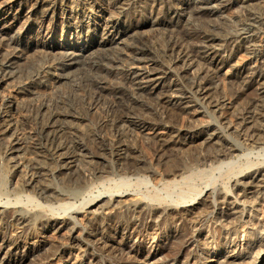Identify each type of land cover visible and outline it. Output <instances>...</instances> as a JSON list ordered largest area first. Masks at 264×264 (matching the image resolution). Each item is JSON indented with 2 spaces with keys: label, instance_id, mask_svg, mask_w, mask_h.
<instances>
[{
  "label": "bare ground",
  "instance_id": "1",
  "mask_svg": "<svg viewBox=\"0 0 264 264\" xmlns=\"http://www.w3.org/2000/svg\"><path fill=\"white\" fill-rule=\"evenodd\" d=\"M27 1L0 0V81L15 78L18 91L32 92L35 83L41 82L38 79L42 72L49 78L71 80L76 75L75 71L79 70V80L90 89L92 103L106 102L105 109L109 115L107 119L113 137L100 140L97 149L93 148V151L87 150L81 141H61L58 134L63 130L65 118L74 115V109L66 100L57 103L53 110L44 108L42 116L47 120L42 126V137L48 140L49 145H40L38 141L26 145L32 156L25 164L27 175L20 183L30 188L37 197L48 200L56 199L59 193L51 184L46 183L43 177L45 166L48 168L51 162L53 171L59 172L61 176L65 172L70 178L77 179L84 172L79 165L80 161L89 163L84 170L90 169L92 174H101L107 172L105 164L102 163L107 157L115 160L121 173H139L144 166H138L140 158L137 159L136 149L124 142V138L130 129L142 128L151 120L169 122L164 125L163 132H155L150 137L152 152L162 154L161 152L174 145L190 146L200 137V144L217 142L216 146L213 145L212 152L209 149L204 151L211 153L213 161L211 160L209 167L218 172L220 178L234 179H231V184L226 182L218 189L213 187L214 184H206L199 190H181L176 197L170 196L166 200H162L155 192L149 197L133 200L118 210L119 201L112 199V196L125 193L124 189H128L133 178L141 177L142 174L135 175L132 180L123 177L110 178L109 182L113 187H110L112 193L109 198H95L92 203H106L108 207H112L105 214L88 209L85 226L82 225V234H69V237L65 238L66 241L58 245L40 239V245L32 243L25 246L28 235L24 230L28 225L34 226L38 222L42 226L65 225L72 231L77 222L71 212L68 214L65 211L70 203L63 201L56 202V205H42L34 194H22L23 187L22 192H18L13 201L7 200L0 204V264H52V259L57 256L61 260L57 264H138L137 260H141L137 259L140 254L147 252L144 256L147 260L149 256H155L165 245L164 238L169 237L175 239L174 242L171 241L172 245L168 246L173 248L171 252L175 256L202 242L205 261L209 256H213L212 261L217 264H264V218L260 220L255 215L259 203H263L261 201L264 198V165L260 163L254 166L249 160H245L250 155L246 153L242 155L245 161L241 166L248 170H240L242 168L238 161L242 156L238 155V141L234 140L235 143L231 140H217L223 125L224 128L231 127L237 138L241 135L248 140L246 145L264 144V0H79L76 14H80L82 8H89V17L94 19L92 22L67 23L83 32L82 42L78 44L54 41L50 38L52 30L47 28V38H40L43 21L48 18L52 21L51 17L56 14V10L60 9L61 21L70 17V14L66 15L65 7L61 3L58 4L57 0H32L28 6L26 12L29 15H26V20L30 19V15L37 18L39 32L34 33L24 24L20 30L7 34V31L15 26L22 10L27 6ZM232 5L241 8L248 6V10L242 17L236 15L230 22L222 20L221 25L217 24L218 21L214 19L223 17L222 12ZM132 17L138 19L136 24L128 19ZM196 19L202 23L194 24ZM184 20L186 22L182 23ZM207 20L212 22L206 23ZM146 24L159 31L165 30L168 34L165 42L161 39L160 43L155 44L143 34H132ZM28 35L31 40L22 45V36ZM27 49L49 54L53 62L41 71L28 67L31 64H26L27 62L23 65L19 58H22ZM238 51L247 53L252 65H243L232 71L230 84L224 90L226 94L220 90L216 72ZM25 60L32 61L33 64V59ZM25 69L29 73L22 78ZM167 78L169 80H166ZM162 80H165V85L154 94V88ZM248 92L252 95L238 106V98ZM226 95L231 99L228 106L224 100ZM1 104L0 134H4L13 126L8 113L12 103L5 99ZM229 108L230 110H227ZM207 110L217 112L222 118H225L224 114L228 112L233 117L232 121L224 119L225 123L220 122L221 126L216 127L219 131L208 125L194 124L188 126L185 132L174 127L176 119L182 113L194 114ZM215 121L218 119L215 118ZM9 138L11 145L6 151L15 155L7 159L15 158L10 165L13 168L22 164L21 161H16V158L24 154V145H21L17 136L11 134ZM214 138L215 141L212 140ZM262 150L264 151V147L255 152L264 161V152L263 156L259 155ZM202 164L203 161L199 165L200 168ZM170 168L165 175L173 174L174 168ZM233 171L235 172L230 174ZM38 178H41L44 185L37 184ZM167 183L173 185L177 180L172 179ZM15 185L16 183L13 188ZM114 191L118 193L113 194ZM162 196L165 199L164 193ZM114 201L117 204H113ZM8 202L12 209H7ZM26 204L35 209L45 207L50 211L36 212L33 208L26 209ZM257 204L259 205L256 206ZM60 209L63 210L61 215L57 211ZM204 209L207 212L203 216L195 215ZM213 211L218 215L217 223L222 228L223 242L229 247L225 253L212 251L209 248L211 243L208 245L207 241H204L208 236L205 233L201 236L205 217ZM165 222L175 224L172 225L171 231L162 229ZM241 223L246 226L245 235L248 237L239 245L238 225ZM21 245L24 246L22 249ZM109 259L113 262H109Z\"/></svg>",
  "mask_w": 264,
  "mask_h": 264
},
{
  "label": "rangeland",
  "instance_id": "2",
  "mask_svg": "<svg viewBox=\"0 0 264 264\" xmlns=\"http://www.w3.org/2000/svg\"><path fill=\"white\" fill-rule=\"evenodd\" d=\"M57 1H58V4L61 3V5L63 7H65L64 8L65 13H66V15L70 14V17L68 18V20L64 19L63 21H61V20H59V18H60L59 16L61 15L60 9L56 10V14L53 17H51L52 21H49V20H51L50 18L43 21V23H42L43 29L40 32V38L41 39L47 38L46 36L49 35L48 31H46V28H47V29L52 30L50 38L53 39L54 41H60L63 43L68 42L71 44H73V42H75L76 44L81 43L82 42L81 38L84 37L83 32L78 28L75 29L73 27L74 25L73 26L67 25V23L77 24L80 22H92L94 18L92 19L91 17H89L91 15L89 8H85V10H84V8H82V10H81L82 12L80 14H76L75 10L78 9V7H76V5H77V2L79 0H57ZM31 2H33V1L28 0L26 2L27 6L22 10V13L18 17V20H17L15 26L11 30L7 31V34H10L16 30H20L19 28L24 24H25V26H27V29L33 30L34 33L39 32L38 31L39 23H38L37 18H35L33 15H30V17H29L30 19L26 20L27 19L26 15H29L26 12V10H27L28 6L31 5ZM65 3L68 4V6ZM247 10H248V6L246 8H241L239 6L232 5L230 8H228L222 12L221 16H223V17H219V18H215V19L213 17L212 18L214 20L218 21L217 24L221 25L222 20H227V22H230V21L235 19L236 15H238V17H242L247 12ZM128 19H131L130 22H133L135 24H136V22H138V19H136L135 17L128 18ZM121 22H122V20H121ZM184 22H186V21L184 20L182 23H184ZM209 22H212V21L207 20L206 23H209ZM199 23H202V22L198 19L194 20V24H199ZM132 34H143L144 37L149 38V41L151 40L150 42H154L155 44L160 43L161 39L165 42V40L167 39L166 36L168 35L165 30L159 31L158 29H154L149 24H146L143 27H139L138 30L135 32H132ZM28 36H22V38H23L22 45H25V42L28 43L29 40H31L30 35H28ZM154 39H155V41H154ZM25 52L26 53L23 54L24 56L22 55L23 59L19 58V61L22 62L23 65H25V62H27L26 64H31L28 67L31 66L32 68H34V70L38 69L39 71H41L42 68H44L46 65H49L53 62L52 58L49 57L50 56L49 54H44L41 51H34L33 49H27V51L25 50ZM31 54H32V56L35 55L34 58L31 56ZM28 58L31 60L33 59V64H32V61L25 60ZM229 59L226 61V63L221 65V67L217 70L216 76H215L216 81L218 82V85L220 86V90L221 91L223 90L224 93H226V91H224V90H226L227 86L230 84L229 80L232 79V78H230L232 75V71H235L236 68L242 67L243 65H245V66L246 65L248 66V64L252 65V62L249 61L247 53H245L243 51H238L237 53H235V55L231 56ZM78 71L79 70L75 71L74 75L75 74L76 75L71 80H65V79L64 80L63 79L58 80L56 78H49V76L45 75V73L42 72L40 74L39 79H38L41 82L35 83V86L33 87L32 92L18 91V89L16 88L17 80L15 78L13 80L7 79V80L0 81V108L2 106L1 103L3 102V100L7 99V100L11 101L12 106L9 108L8 113H10V118H11V121L13 123V126L9 131H7L4 134H0V201H1L0 204H2L4 201H7V200L13 201L16 198L17 193L22 192L21 189H23V187H24V191L22 192V194H25V195L27 193L28 194H34L30 188H28L27 186L25 187L20 182H22L23 177H25L27 175V166L25 164H27L26 162H28V159L30 158V156H32L31 151L29 150V148L26 147V145H31V143L33 141H38L40 143V145H49L48 140H46L42 137L43 133H44L42 126H43V123L45 122V120H47V118H44L42 116V111L44 108H48V109L53 110L57 103H59L61 100H66L67 103L69 102L70 106L74 109V111H75L74 115H71V117L65 118V122H67V123H65V122H64L65 124L63 123V130L58 134V138L61 141H70V140L81 141L84 145H86L87 148L86 147L85 148L87 150L90 149L93 151L94 149H97V145L100 142V140H107V139H110L113 137L112 136L113 131L110 128V124H109V120H108L109 115H108L107 109H105L106 102L101 101V102H97L96 104L92 103L93 99L91 97L90 89L87 87L86 84L83 83V81L79 80L80 72H78ZM28 73L29 72H27L25 69L23 72L22 78H23V76H26ZM166 80H169V78H167ZM164 85H165V80L160 81V83L157 85V87L154 88L153 93L154 94L157 93V91L161 90ZM251 95L252 94L250 92H248L247 94L243 95V97L242 96L239 97L237 100L238 106H240V104L242 105L243 100H245L247 97H249ZM225 98L226 99H224V100H225V103L227 104V106L230 105L229 102L231 101V99L228 97V95H226ZM227 110H230V108ZM211 113L214 115H211ZM224 115H225L224 116L225 118H222L221 116H218L217 112L213 113V112H209L208 110L207 111H199V112H196L194 114L184 112L176 119L174 127L179 129L181 132H185V129L188 126H192L194 124L197 126L208 125V126H210V128L213 126L212 127L213 129H217L216 127L221 126L220 122H221V124L225 123V122H223L224 119H226L227 121H232L233 117L228 112L225 113ZM107 117H108V119H107ZM215 118L218 119V121H215ZM151 121L149 123H146L144 125V127H142V128L130 129L128 131L126 137L124 138V142H127L131 147L136 149L135 154L137 156V159L140 158L138 166L139 165L141 167L144 166L142 168L140 167L141 169L144 170L143 171L140 169L139 171L141 173L140 172L139 173H133V174L121 173L119 167H117V165L115 163V160H113V158L107 157L108 159L105 160V161H107V163L104 160L102 162L105 164L104 168L107 170V172H103L101 174H99V173H97V174L93 173L92 174L93 171H91L90 169L84 170V168H86V166L89 163L85 160L80 161L79 165H80V167H82L84 172H82L83 174L79 175V177L77 179V178H70L63 170H61V172H64L65 174L62 173L63 175L61 176V174L59 172L53 171L52 166H51L53 164V162H51V165L49 164L50 162H48V164L50 166H48V164H47L48 168L45 166L43 172L45 173L46 177L45 176H43V177H44V180L46 179V183L51 184L54 187V189H56L59 192V193H57V198L56 199L50 198L48 200L43 199L44 200L43 201L40 197H37L35 194H34V196L37 197V199L39 198L38 200H40L42 205H44V204L56 205L57 204L56 202H63V201L69 202L70 206L68 208H66V210L65 209L64 210L68 214L71 212L70 214L73 215V217H75L77 224H75V226L73 228L74 231L73 230L70 231L68 229L69 227L65 226V225H63L62 227H51V226H46V225L42 226V224L39 225L38 222L36 223V225L34 224V226L28 225L29 227L26 228L27 231H26V229L24 230L25 234L28 235V238L25 240L26 241L25 246L31 245L32 243H36V244L38 243V245H40L41 244L40 239H44V240L48 241L50 244L55 243L58 245V244L65 242L66 239L69 237V234H72L74 236H80L83 232V226H85V223H86V216H87L88 209L89 210L95 209L99 214H105L108 212L110 207H112V206L108 207L106 205V203H104L105 205L104 204L98 205V202H97V204L92 203V202H94L95 198L96 199L101 198V197H102V199H107V197L109 198L110 193H112L110 187H113V184L109 182L110 178L111 179H120L121 177H123V178H131V180H132V178L135 175L142 174L141 177L138 176L137 178L136 177L133 178L131 185L128 186V189H126V190L124 189L123 192H125V193H123L122 195L112 196V199L114 198L115 200H118L120 202V203L118 202V204L123 205V206L119 205V208L117 207L118 210L120 208H123L124 206L130 204L131 201L133 202V200L140 199L141 197L144 198V196L149 197V195L155 194V192L162 197L161 198L162 200H166V198H168L170 196L176 197V195L181 190L187 191L190 188H195V189L199 190V189H202L206 184H209V185L212 184L211 186H213V184H214L213 187H215V189H218V188H222V186L226 182H228V184H231V182H232L231 179L233 177H231L230 179H224V177L220 178L218 172H216L214 169H212V167H209V163H211L213 161L211 158L210 152L213 151V148H214V146L217 145V142L216 143L214 142L213 144H211L212 141H210V143L209 142H205V143L202 142L200 144L199 142H201L200 140H202V138L200 137L195 142L196 144L194 143L195 145L194 144H191L190 146L189 145H186V146L185 145H180V146L174 145V147H171L170 149H166L164 152H161L162 154H155L154 152H152L153 150L151 148V143H150L151 138L150 137L155 132H159V133L163 132L165 130L164 125H167V123L169 124V122H162V121L161 122L160 121L155 122V120L152 122ZM217 122H219V123H217ZM67 124L69 126H67ZM67 127H68V130H67ZM48 129H49V126H48ZM220 129H221V131H219L217 129L219 131L218 135H220V137L217 138L218 141L219 140L221 142H226L227 140H229V141L231 140V142L238 141L237 142L238 145H236V146H238V149H239V150H237L238 155L242 156L246 153H249L250 154L249 157L245 160H249V162H251L254 166H257V164H260V163H262L264 165V163H263L264 161H262L261 157H258L256 155V152H255L256 150L260 149L261 147H264L263 143H261V144L260 143H252V145H246L249 141L245 140L244 137L242 138L241 135L238 136V138H237V136L234 134L231 127L224 128L222 125L220 127ZM11 134L13 136L19 137V142H21V145H24L23 149H22V151L24 150V154L22 155V157L16 158V161H21L22 164H20L17 167H13V168L10 165L13 164V159H15V158L10 157L9 160L7 158L9 156L15 155V153H12V155H11V154H9L8 150L6 151L7 147H9V145H11L10 138H9ZM101 137L103 139H100ZM215 139L216 138H214L212 140L215 141ZM197 144H199L200 146L202 145V147H199V145H197ZM93 145H96V146H93ZM249 146L252 149H249L250 148ZM184 148H185V150H184ZM194 149H195V151H194ZM198 149H200L201 151ZM205 149L206 150L209 149L210 152L209 151H207V153L204 152V151H206ZM198 151H199V153H198ZM201 152H202V154H200ZM263 152L264 151L262 150L259 155L263 156ZM204 153L206 156L204 155ZM195 154H197V155H195ZM194 156H196V157H194ZM207 157H209V158H207ZM93 158L97 159V161H100V159H98L97 157L96 158L93 157ZM198 159H200V160H198ZM243 159L244 158L242 156L240 158V160L238 161L240 166L242 164H244L245 160H243ZM208 160H210V162ZM200 161L201 162L203 161V164L201 165L202 168H200V166H199L201 163ZM190 163H192V164H190ZM194 163H196V164H194ZM96 164H98V163H96ZM186 165H188V166L186 167ZM168 166H169V168L171 167L170 169L174 168L172 175H169V174L165 175V173L169 170ZM207 167H209V168H207ZM242 167H244V166H241L240 168H242ZM178 168H180V169H178ZM199 169H201V171H205V172H201ZM243 169L244 168H242L240 170H243ZM246 170H248V169H244V171H246ZM180 171H182V172H180ZM244 171H242V172H244ZM234 172L235 171H233L230 174H233ZM144 175H146V176H144ZM173 175H176V176H173ZM183 175H184V177H183ZM177 176H179V178H177ZM214 178H215V180H214ZM38 179L39 180H38L37 184L40 186L44 185L43 183H41V182H43L41 180V178H38ZM170 179L171 180L176 179L177 183L173 184V185H171V183H167V181L168 182L171 181ZM106 180H108V181H106ZM15 183H16V185H15L16 188L15 187L13 188ZM110 184H111V186H109ZM17 185H19V186H17ZM21 186H22V188H21ZM116 193H118V192H115V191L113 192V194H116ZM163 193H164L165 199L162 196ZM97 195H98V197H97ZM253 196L254 195H251V197H253ZM262 196L264 197V194H262ZM263 200H264V198H263ZM263 200L261 202L264 203ZM23 201H26V200L23 199ZM115 202L116 201H114L113 204H117V202L116 203ZM263 203H259L260 205L259 204L256 205V206L259 205V207H257L259 210L258 209L256 210L255 215H256V218H258L260 220L264 218V204ZM4 204H6V203H4ZM10 205L11 204L8 202L7 203V207H8L7 209L8 210L10 208L11 209L13 208ZM24 207L26 209L27 208L28 209L33 208L29 204H26ZM72 209H74V210H72ZM204 210H201L202 212L195 214V215L196 216H198V215L203 216L207 212L206 209H204ZM260 210H261V212H260ZM33 211H36V212H45L46 211L48 213L50 210H48L45 207H40V208H36V209L33 208ZM57 211H58L59 215H61V213H63L62 209L57 210ZM195 212L197 213V211H195ZM217 216L218 215L216 214L215 211L208 213L206 215L205 220L202 224L203 232H202L201 236L203 237L206 234L208 236L207 237L208 240L205 238L204 241H207L208 245H209V243H211L209 245V248L212 251H214L215 253L220 254V253H225V251L227 249H229V247H226V245L223 242L224 239H223V235H222V228L219 225V223H217L218 222ZM214 217H216V218H214ZM155 218L156 217H154V219ZM208 218H209V220H208ZM163 224H164L163 225L164 227L162 229L166 230L167 232L171 231V229H173V226H175V224L171 223V222H165ZM239 225H241V226H239ZM239 225H238V229H239V231H238V235H239L238 236V243H239V245H242L243 242L245 241V239L248 237L247 235H245V231L247 229H246V226H242V223ZM203 233H205V234H203ZM170 238L171 237L164 238V240H166V243L163 246V248H161L157 252V254L155 256H152L154 259L150 256L148 257V260L145 259L144 256L147 254V252L140 254L141 256H139L137 258V259H139V258L141 259V260H137V261H139L138 264H145V263H147V264L148 263H150V264H203V263L204 264H217V263L212 261L213 256H209L207 261L204 260L205 259V258H203L204 257V253H203L204 244L202 245V242L199 244H196L194 247L192 246L191 248H187V250L185 249L184 250L185 253L183 252L180 255H176V256L173 255V252H171L172 251L171 249H173V248L172 247L169 248L168 246H171L172 245L171 241L174 242L175 239L174 238L170 239ZM162 240H163V238H162ZM22 245L20 247L21 249L24 247ZM211 246H213V247L211 248ZM201 256H202V258H201ZM202 260H203V262H202ZM60 261L61 260H60V258L58 259V256L52 259V262L54 264H57ZM148 261H150V262H148ZM106 262H108V260ZM109 262L112 263L113 260L109 259Z\"/></svg>",
  "mask_w": 264,
  "mask_h": 264
}]
</instances>
